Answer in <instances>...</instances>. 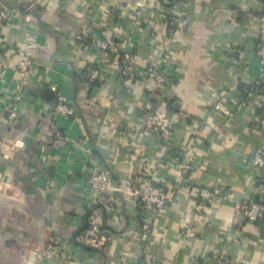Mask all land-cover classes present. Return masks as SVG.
<instances>
[{
  "label": "crops",
  "instance_id": "crops-1",
  "mask_svg": "<svg viewBox=\"0 0 264 264\" xmlns=\"http://www.w3.org/2000/svg\"><path fill=\"white\" fill-rule=\"evenodd\" d=\"M0 5L12 12L0 28V264H139L142 252L156 264H264V219L244 216L250 200L264 207V169L248 164L264 152V0ZM106 24L117 53L92 43ZM126 54L134 79L124 88ZM149 66H178L179 76L156 87L144 78ZM89 68L99 70L92 83ZM217 97L237 104V118L214 110ZM59 98L74 116L53 114ZM151 108L174 120L169 144L182 164L142 127ZM93 169H107L121 192L94 195ZM140 172L171 199L152 221L135 203ZM91 223L103 232L83 243Z\"/></svg>",
  "mask_w": 264,
  "mask_h": 264
},
{
  "label": "built area",
  "instance_id": "built-area-1",
  "mask_svg": "<svg viewBox=\"0 0 264 264\" xmlns=\"http://www.w3.org/2000/svg\"><path fill=\"white\" fill-rule=\"evenodd\" d=\"M11 13L12 12L9 8L0 5V28L9 23L12 16ZM258 34L259 45L256 53L259 59L260 70L261 72H264V13L258 17ZM92 43L99 50H106L113 53L118 52V46L115 43L112 30L107 24L102 27ZM132 61L133 56L129 54L121 57V73L125 76V79L123 80L124 88L129 87L134 79L131 65ZM20 68L24 69V65L20 64ZM178 70V66L173 68V70H169L168 68H165V66H149L146 69L144 78L147 83L155 85L156 87H170L173 84V80L179 76ZM98 76V69L89 68L88 81L90 83L96 81ZM262 102L264 105V92L262 93ZM212 105L214 110L220 116L224 117L227 123L237 118L238 113L240 112V108L236 103L228 104V102L222 97L215 98ZM52 111L54 115L62 114L68 117L75 115L73 108L65 104L60 98ZM17 117V108L11 107V109L8 110L7 121L11 124L17 120ZM141 125L147 133L158 137L162 149L165 151L168 158L170 157L174 163L179 165L183 160V152L181 149L173 148L169 144L175 128L174 120L165 111L159 108H151L145 111L141 119ZM15 144L21 146L23 143L17 141ZM248 164L250 167L259 169L260 171L263 170L264 152H253L248 159ZM144 176L145 175L140 172L136 178L137 188L135 191V203L138 205V208L142 213V219L144 221H152V218L154 219L165 208L167 203L171 202V199L167 196L165 188L162 185L154 184L147 178L145 179ZM260 181L264 185V174L261 175ZM87 184L96 196H109L112 191L121 192L120 187L111 185L110 173L107 169L91 170L87 176ZM198 194V196L205 202H211L214 198L212 191L207 188H201ZM244 216L248 221L260 222L264 219V207L261 204L250 200L244 205ZM102 232V229L98 225L91 223L81 234L80 241L85 243L95 240ZM139 264H156L155 258L151 253L146 252L143 254L142 252V258Z\"/></svg>",
  "mask_w": 264,
  "mask_h": 264
},
{
  "label": "trees",
  "instance_id": "trees-1",
  "mask_svg": "<svg viewBox=\"0 0 264 264\" xmlns=\"http://www.w3.org/2000/svg\"><path fill=\"white\" fill-rule=\"evenodd\" d=\"M262 15V14H261Z\"/></svg>",
  "mask_w": 264,
  "mask_h": 264
}]
</instances>
